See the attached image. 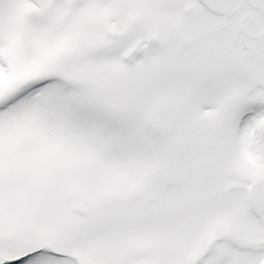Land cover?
<instances>
[{
	"label": "snow or ice",
	"instance_id": "6c2138e0",
	"mask_svg": "<svg viewBox=\"0 0 264 264\" xmlns=\"http://www.w3.org/2000/svg\"><path fill=\"white\" fill-rule=\"evenodd\" d=\"M0 264H264V0H0Z\"/></svg>",
	"mask_w": 264,
	"mask_h": 264
}]
</instances>
